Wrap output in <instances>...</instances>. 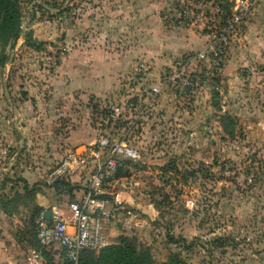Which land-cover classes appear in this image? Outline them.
<instances>
[{"label": "rangeland", "instance_id": "1", "mask_svg": "<svg viewBox=\"0 0 264 264\" xmlns=\"http://www.w3.org/2000/svg\"><path fill=\"white\" fill-rule=\"evenodd\" d=\"M18 2L24 29L17 43L27 49L6 50L8 63L16 61L7 72L0 67V83L9 88L5 95L0 86V168L10 169L11 180L3 179L6 187L0 189L5 264H26L39 212L32 191L63 156L59 142L65 135L60 129L68 124L64 113L83 117L95 131L104 106H124L130 86L150 85L151 79L183 67L184 74L203 71L208 61L193 58L236 4V0H70L63 8L65 0ZM68 15L72 22L64 24ZM82 18L88 22L80 31ZM69 30L74 37L68 44L64 35ZM95 41L116 49L131 47L135 67L144 64L146 76L134 69L122 78L116 96L91 99L79 108L67 105L56 97L55 82L49 80L69 47ZM36 46L42 53H31ZM215 82L214 91L184 89L168 97L174 91L166 90L148 119L132 132H126V123H107L105 134L128 140L138 156L107 182V191L121 204L102 248L127 237L155 264L170 254L181 264H264V0H257L248 22L230 41ZM37 94L42 102L33 111L58 110L57 118L20 120L15 115L13 106L18 108L22 100ZM15 124L27 129L21 147ZM25 171L38 175L35 183L26 184V191L20 177ZM167 235L177 243H170ZM216 237L227 239L211 245ZM102 248L85 250L80 259L97 258ZM53 257L60 262L59 251Z\"/></svg>", "mask_w": 264, "mask_h": 264}, {"label": "built area", "instance_id": "2", "mask_svg": "<svg viewBox=\"0 0 264 264\" xmlns=\"http://www.w3.org/2000/svg\"><path fill=\"white\" fill-rule=\"evenodd\" d=\"M257 0H236L234 12L221 26L207 35L205 46L199 50L193 61H208V66L184 74L174 69L164 76L151 79L150 85L141 84L136 89L128 88L124 106L119 103L104 106L102 118L96 124V138L89 146H78L67 151L60 160L49 169L44 183L52 186L59 181L87 175L83 197L78 203L69 206L70 215H65L58 206L39 212L33 222V234L39 247H30L26 255V264H45L43 252L59 251L62 256L77 264L85 250L100 249L106 245L103 226L115 218V211L121 202L107 191V182L115 178V172L123 169L128 160L137 158V150L128 140L110 139L105 133L109 121L126 123V132L139 129L157 106L159 97L166 90L173 89L168 97H176L179 90L205 89L217 90L215 79L219 76L223 59L230 41H232L248 22ZM72 22V16H65L64 24ZM193 63V62H192ZM135 71L146 76L147 68L138 64ZM141 81H146L143 77ZM136 83V81H135ZM134 85V83H131ZM172 99V98H170ZM4 154V152H2ZM1 153V154H2Z\"/></svg>", "mask_w": 264, "mask_h": 264}, {"label": "crops", "instance_id": "3", "mask_svg": "<svg viewBox=\"0 0 264 264\" xmlns=\"http://www.w3.org/2000/svg\"><path fill=\"white\" fill-rule=\"evenodd\" d=\"M87 22L88 21L85 18H82V21L79 24L81 25V28H79L80 31ZM71 32L73 31L69 30L68 33L65 34L66 36L64 35V40H66L68 44L71 42L72 37H74ZM26 49L27 47L25 45L22 47L20 46V42L14 47V50L19 51V53L24 52ZM31 53L40 54L42 53V50H34ZM133 55V49L127 46L121 49H116L108 44L105 45L96 41L93 45L81 43L80 46L69 47L66 53L62 55L60 63H58L57 66L56 74L52 76L49 81H53L51 83L55 82V89L58 90L57 98H61L67 105L75 104V107L79 108V104L87 103L91 99H106L112 95L116 96L121 89L120 83L122 78L135 69ZM15 61L16 60L13 59L10 63H6L4 65L5 67L3 66V70L7 72L11 64ZM4 77H6V74H4ZM0 84L5 95H7L9 88L7 89V86L4 83ZM30 88L33 90V87ZM41 102L42 97L39 94L34 96L31 95L28 100H22L18 105V108L15 106L12 108L15 115L20 120L23 118L53 119L58 117V110L33 111V106H40ZM14 109H16L17 114ZM64 114L67 117L68 124L63 125V128L60 129V131H65V135L63 140L59 142V144L63 146V155L72 148L93 144L96 132L86 121H83V117H76L72 112ZM16 130L18 132L20 131L23 136L27 137L26 128H19V130L16 128ZM9 173V168H0V189L6 187L3 185L5 181H7V183L11 182V180H7ZM36 176L38 175L34 173L26 171L22 172L20 177L23 179L24 187L26 184L35 183L37 181ZM86 179L87 175L84 173L81 176H73L59 181L52 186L36 182L35 189L33 190V201L37 210H39V212L48 211L52 206H58L65 215H70L69 206L72 203H78L81 201L87 183ZM60 182L68 183L70 191H68L67 187L61 185H59V187L55 186ZM0 194H2L1 190ZM3 212L4 211H0L1 214H4ZM112 225V221H108L104 224L103 229L105 236H108V234H111L114 230ZM5 233L6 232H4V229L0 225V248L6 247V240L3 238V234ZM2 252V249H0V264H5L3 259L6 258H4V254H1Z\"/></svg>", "mask_w": 264, "mask_h": 264}, {"label": "trees", "instance_id": "4", "mask_svg": "<svg viewBox=\"0 0 264 264\" xmlns=\"http://www.w3.org/2000/svg\"><path fill=\"white\" fill-rule=\"evenodd\" d=\"M22 18L23 15L18 0H0V67L8 63L9 58L6 50H13L17 41L23 38L21 28ZM24 41L28 43L27 36ZM35 49L40 50V47L36 46ZM214 104H217L216 100ZM120 170L122 171V169ZM199 171L200 169L194 173H198ZM59 185L67 187L68 191H70L68 183L60 182L55 186L59 187ZM24 190L26 191V186ZM167 237L170 243H177V240L172 236L167 235ZM225 239L227 237L213 238L211 245H221V241ZM30 247H39L35 237L34 243ZM55 253L56 251L43 252L45 264H73L71 261L65 259L62 254L60 255V262H55L53 257ZM77 264H155V262L147 251L137 249L135 244L127 237H121L118 244L102 248L97 258H92L90 261L79 259ZM161 264H181V261L176 255L170 254Z\"/></svg>", "mask_w": 264, "mask_h": 264}, {"label": "water", "instance_id": "5", "mask_svg": "<svg viewBox=\"0 0 264 264\" xmlns=\"http://www.w3.org/2000/svg\"><path fill=\"white\" fill-rule=\"evenodd\" d=\"M70 0H65V3H64V6H63V8L66 6V4H67V2H69ZM44 8H46L48 11H51V12H55V11H57V10H55V9H53V8H50L48 5H46V4H41ZM22 29H24V26L22 27ZM6 90V89H5ZM15 110V112H16V109H14ZM16 114H17V112H16ZM15 127L19 130V128L17 127V125L15 124ZM20 132V131H19ZM20 134H21V136H22V139L20 140V146H22V144H23V134L20 132ZM119 174H122V171L120 170V169H118L116 172H115V178L117 177V176H119ZM49 215H50V212L49 211H46L45 212V216L47 217V218H49Z\"/></svg>", "mask_w": 264, "mask_h": 264}]
</instances>
